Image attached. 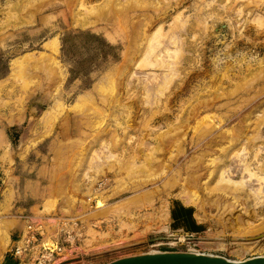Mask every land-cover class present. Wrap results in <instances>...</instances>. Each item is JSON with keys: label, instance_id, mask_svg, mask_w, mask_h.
<instances>
[{"label": "rangeland", "instance_id": "rangeland-1", "mask_svg": "<svg viewBox=\"0 0 264 264\" xmlns=\"http://www.w3.org/2000/svg\"><path fill=\"white\" fill-rule=\"evenodd\" d=\"M0 127V264L264 256V0H0Z\"/></svg>", "mask_w": 264, "mask_h": 264}, {"label": "built area", "instance_id": "built-area-1", "mask_svg": "<svg viewBox=\"0 0 264 264\" xmlns=\"http://www.w3.org/2000/svg\"><path fill=\"white\" fill-rule=\"evenodd\" d=\"M39 221H29L25 234L21 233L8 250L21 264H51L65 252L58 241L49 244L45 240V227Z\"/></svg>", "mask_w": 264, "mask_h": 264}, {"label": "water", "instance_id": "water-1", "mask_svg": "<svg viewBox=\"0 0 264 264\" xmlns=\"http://www.w3.org/2000/svg\"><path fill=\"white\" fill-rule=\"evenodd\" d=\"M109 264H264V256L230 261L223 257L194 252H156L122 258Z\"/></svg>", "mask_w": 264, "mask_h": 264}, {"label": "crops", "instance_id": "crops-1", "mask_svg": "<svg viewBox=\"0 0 264 264\" xmlns=\"http://www.w3.org/2000/svg\"><path fill=\"white\" fill-rule=\"evenodd\" d=\"M7 137H6V133L4 131V128L3 127H0V157L2 156V152L6 149L7 147V141H6ZM1 164H0V168H1ZM179 213H177L178 216L180 217H183V216H186L187 214L186 213H183L184 211H180L178 210ZM176 215V216H177ZM177 216V217H178ZM5 264H14V261H7L5 262Z\"/></svg>", "mask_w": 264, "mask_h": 264}, {"label": "bare ground", "instance_id": "bare-ground-1", "mask_svg": "<svg viewBox=\"0 0 264 264\" xmlns=\"http://www.w3.org/2000/svg\"><path fill=\"white\" fill-rule=\"evenodd\" d=\"M55 41H56L55 39H54V41L52 40V42H54V44H55ZM52 42H51V43H52ZM52 44H53V43H52ZM46 47H47V46H46ZM54 49H55V48H54ZM54 49H53V50H54ZM245 169H246V168H245ZM246 171H247V169H246ZM226 179H227V178H226ZM222 180H223V179H222ZM225 181H226V180H225ZM226 183H227V181H226ZM229 184H230V183H229ZM233 184H234V183H233ZM225 189L230 190L231 188L226 187ZM231 190H232V189H231ZM240 221H241V220H240ZM241 225H242V224H241ZM243 225H244V224H243ZM262 226H263V225H262ZM26 227H27V226H26ZM26 229H27V228H26ZM26 229H25V231L23 232V234H25ZM253 229H254V228H253ZM260 229H261V228H260ZM247 230H250V228L247 229ZM257 231H258V230H257ZM251 232H252V231H251ZM255 232H256V231H255ZM245 233H246V232H245ZM46 241H47V240H46ZM47 242H48V241H47ZM48 243H49V242H48ZM49 244H50V243H49ZM10 248H11V247H10ZM10 248H9V249H10Z\"/></svg>", "mask_w": 264, "mask_h": 264}]
</instances>
